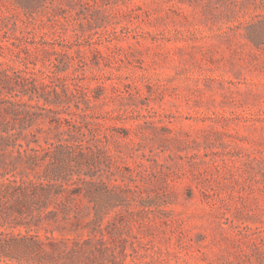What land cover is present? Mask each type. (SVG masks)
<instances>
[{
  "label": "rangeland",
  "instance_id": "obj_1",
  "mask_svg": "<svg viewBox=\"0 0 264 264\" xmlns=\"http://www.w3.org/2000/svg\"><path fill=\"white\" fill-rule=\"evenodd\" d=\"M37 1L29 13L0 0V60L78 120L112 183L115 255L123 246L124 264H264V49L246 35L264 7ZM38 125L43 141L51 124Z\"/></svg>",
  "mask_w": 264,
  "mask_h": 264
},
{
  "label": "trees",
  "instance_id": "obj_2",
  "mask_svg": "<svg viewBox=\"0 0 264 264\" xmlns=\"http://www.w3.org/2000/svg\"><path fill=\"white\" fill-rule=\"evenodd\" d=\"M245 1L264 7V0ZM19 3L31 13L38 1ZM257 16L246 35L264 49V11ZM22 50L26 69L31 51ZM47 94L0 60V264H124L123 246L121 257L114 251L110 178L96 171L91 148L76 135L78 120L59 116L50 107L59 101ZM46 118L41 141L38 123Z\"/></svg>",
  "mask_w": 264,
  "mask_h": 264
}]
</instances>
